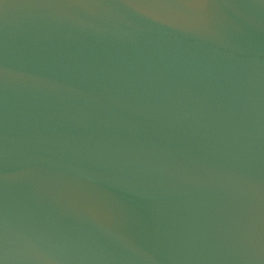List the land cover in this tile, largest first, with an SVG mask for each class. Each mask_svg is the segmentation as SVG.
<instances>
[{
  "label": "water",
  "instance_id": "1",
  "mask_svg": "<svg viewBox=\"0 0 264 264\" xmlns=\"http://www.w3.org/2000/svg\"><path fill=\"white\" fill-rule=\"evenodd\" d=\"M0 264H264V0H0Z\"/></svg>",
  "mask_w": 264,
  "mask_h": 264
}]
</instances>
